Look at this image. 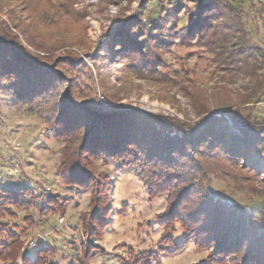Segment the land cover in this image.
<instances>
[{
  "label": "rangeland",
  "instance_id": "1",
  "mask_svg": "<svg viewBox=\"0 0 264 264\" xmlns=\"http://www.w3.org/2000/svg\"><path fill=\"white\" fill-rule=\"evenodd\" d=\"M171 1L0 0V30L17 45L7 49L0 44V53L17 70L29 71L27 76L40 87L27 91L12 76L0 88V184L31 198L8 217L17 236L11 249L0 247L7 259L21 264L26 254L39 258V264H210L215 245L199 246L178 221L172 228L160 224L158 216L169 208L167 193L151 197L133 168L78 153L95 117L101 116L96 112H120L124 117L136 111L187 126H197L212 112L219 117L229 113L234 135L242 133L232 116L261 129L257 135L250 132L255 137L249 134L259 140L251 161L264 167V57L255 76L227 69L218 60L220 43L208 44V39L225 40L227 32L186 40L181 37L185 21L175 19L181 6ZM192 1L194 13L203 0ZM241 1L245 28L255 31L247 34L248 41L264 46V24L260 20L256 25L251 0L231 3L235 7ZM257 1L264 6V0ZM208 5L215 7L217 27L230 24L223 18L228 0ZM181 16L186 18V12ZM235 41L229 40V45ZM40 69L47 79L38 75ZM77 156L81 163L74 165ZM206 166L216 170L222 165L211 160ZM244 168L227 165L228 175L219 171L203 184L209 193L257 212L255 225L264 231V173ZM74 172L80 175V186L65 181ZM94 173L112 179L106 221L95 214L99 205ZM196 206L191 197L184 201L185 218ZM92 231L102 235L93 238ZM245 252L239 251L238 264ZM234 262L229 259L226 264Z\"/></svg>",
  "mask_w": 264,
  "mask_h": 264
},
{
  "label": "trees",
  "instance_id": "2",
  "mask_svg": "<svg viewBox=\"0 0 264 264\" xmlns=\"http://www.w3.org/2000/svg\"><path fill=\"white\" fill-rule=\"evenodd\" d=\"M209 1L212 0H203L197 12L194 13L190 11V8L195 1H171L175 6H181L175 16L177 22L180 19L185 21L181 37H185L186 40L195 37L202 41L216 37L219 34L218 31L225 30L227 32L225 40L208 39L209 45L220 43L217 46L218 60L232 72L237 74L245 72L255 76L256 70L262 66L264 46L251 44L246 37L248 33L254 35L255 31L245 28L243 19L245 1L237 3L234 7L231 0H228L230 7L227 14H223V18L230 24L226 22L225 25V22H221L218 27L215 25L217 19L213 11L215 7H209ZM178 8L176 7V10ZM251 9L254 19L259 20H256V25H260V20L264 24L262 2L251 0ZM182 12H186V18L181 16ZM164 16L162 14V17ZM154 24L157 25V22L154 21ZM151 36L154 37L155 34ZM233 38L236 41L229 45V40ZM155 43L157 42L154 40L153 45ZM0 44L7 49L9 44L17 47L12 38L2 29ZM25 57L37 61L31 55H25ZM11 61L0 53V88L3 82L12 79V76H15L13 81L16 85L22 86L27 91L40 88L33 82L31 76H27L29 71L17 70ZM26 66L30 67L31 64ZM42 72L40 69L38 75L47 79V76L41 74ZM36 93L38 96V91ZM262 98L261 95L258 99L261 101ZM96 113L101 116L95 117L85 143L80 146L79 155L94 157V159L103 156L117 162L119 168H133L146 185L151 197L167 193L169 208L163 215L158 216L160 224L172 228L178 221L188 231L190 238H196L199 246H203L205 242L208 247L215 245L216 249L208 258L210 264H226L229 259H233V262L236 259L234 263L238 264L239 251H243V248L246 252L242 255L240 264H264V231H259L255 225L257 212L254 210L251 212L248 207H243L219 194L209 193L203 184L211 178V175H217L219 171L228 175V172L224 170L227 165L238 164L242 168H251L255 172L264 173L263 165L257 161H251L252 156L258 154L259 140L253 138L255 136L250 132L255 131V134H258L261 129L253 128L249 122L232 116L233 123L242 133V136H236L230 132V124L227 122L229 113H221L220 117L213 112L209 113L197 126H187L182 122L175 124L164 116L136 111L127 113L124 117H122L124 113L120 112ZM115 115L116 117L111 118ZM76 116L81 117L79 114ZM80 160L81 158L77 156L73 164L81 163ZM211 160H215L217 165H222L219 167L221 169L215 167L216 170H209L206 161ZM95 175L94 173L93 178L97 182L94 194L95 201L99 205V210L95 214L103 215L106 221L109 214L108 199L111 197L113 183L109 176ZM79 179L80 175L77 173L72 174L65 181L69 185L80 186ZM0 195L2 196L0 197V247L11 249L14 246L13 242L16 241L17 232L15 226L10 224L8 217L14 216L18 208L29 204L31 198H27L26 194L22 195V192L15 189L7 190L1 184ZM188 197H191L197 206L189 210L190 214L185 218L184 201ZM14 207L18 208L14 209ZM50 207L56 209V206L51 203ZM106 226L107 223L101 228L102 231ZM94 233L92 231L90 234L93 238L102 235V232ZM200 238L204 240L200 241ZM44 249L45 246L40 248V255ZM7 258H9L8 255L0 254V260L5 262L10 260V264H18V259ZM22 259L21 264H39V258L32 260L26 254L22 255Z\"/></svg>",
  "mask_w": 264,
  "mask_h": 264
}]
</instances>
